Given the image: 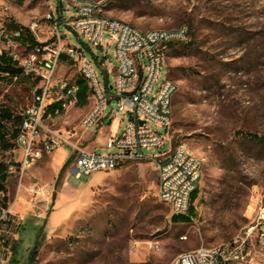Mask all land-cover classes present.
<instances>
[{
    "label": "rangeland",
    "instance_id": "1",
    "mask_svg": "<svg viewBox=\"0 0 264 264\" xmlns=\"http://www.w3.org/2000/svg\"><path fill=\"white\" fill-rule=\"evenodd\" d=\"M97 1L102 2L106 16L143 30L188 29L186 41L168 47L167 67L178 87L172 103L171 148L184 145L204 158L199 192L190 194L195 210L186 216L194 220L171 221L170 207L156 195L158 171L152 161L134 160L110 172L78 176L71 172L74 153L59 175L62 164L55 160L56 153L61 148L74 150L63 145L44 154L24 173L27 199L23 203L29 211L24 219L13 215L16 249L10 252L8 264H28L37 241L34 264H171L180 253L219 246L242 234L257 204L264 202V145L249 135L264 134V0ZM72 5L73 0H9L7 16L11 29L28 31L31 21H44L48 12H55L59 20L71 17ZM59 30L66 35L65 42L89 45L87 54L101 85L113 93L109 86L118 66L115 41L105 35L103 46L95 47L64 22ZM51 31L49 23L39 40L28 35L37 42H51ZM29 50L27 45L21 48L24 53ZM103 54L111 74L97 62ZM64 61L62 56L56 77L83 80L78 67ZM166 75L164 67L158 84ZM17 77L0 83V113L8 108L13 117L3 121V128L4 140L14 147L0 146V166L9 176H17V184L9 186L12 198L20 181L17 173H8V166H18L22 158L17 136L12 134L21 125V110L32 105L39 93L33 89L36 83L22 72ZM90 106L88 99L84 104L79 101L75 108L44 123L70 132L72 142L86 150L111 152L104 137L122 131L128 117L116 115L109 107L104 127L85 130L80 121ZM35 182L54 191L49 199L34 201L32 206L27 188ZM2 200L0 195V207ZM254 257L262 263L264 245L254 248Z\"/></svg>",
    "mask_w": 264,
    "mask_h": 264
},
{
    "label": "built area",
    "instance_id": "2",
    "mask_svg": "<svg viewBox=\"0 0 264 264\" xmlns=\"http://www.w3.org/2000/svg\"><path fill=\"white\" fill-rule=\"evenodd\" d=\"M8 1L0 0V57L15 63L24 76L36 83L35 93L39 91L33 104L20 112L22 122L16 144L22 158L18 166L9 164L8 173H17L22 181L28 168L44 154H50L63 145L72 146L76 153L71 172L78 176L110 172L134 160H150L158 171V199L170 207L172 215L187 216L190 194L198 186L204 158L184 145L171 148L172 103L178 87L169 76L167 59L170 44L186 41L188 29L181 26L143 30L124 20L106 16L100 1L73 0L71 17L62 16L59 20L55 12H48L44 21H31L28 31L24 28L13 30L7 16ZM63 22L92 46L102 47L105 35L115 41L118 66L112 71L114 81L109 86L113 93L106 92V87L101 85L87 54L89 45L65 42L66 35L59 30ZM49 23H52L53 40H44L26 53L22 52L23 45L28 44L21 39L30 34L39 40V33L49 28ZM63 55L78 67L88 87L87 99L91 106L80 121L82 129L104 127L109 107L116 110V115L128 117L122 131L110 133L106 138L105 146L113 151L98 153L86 150L72 142L70 132L64 133L44 123L62 116L80 101L78 81L55 75ZM106 56L97 57V62L111 74L107 69ZM164 67L167 75L158 84ZM3 79L15 81L18 77L0 71V83ZM152 150L156 153H151ZM27 190L32 196V206L34 201L49 199L54 191L49 185L37 182L29 185ZM249 219L244 232L229 242L180 253L171 264H263L254 260V248L264 244V202L257 204ZM16 236L15 218L9 208L0 207V264L9 263ZM154 249L158 251L159 245L156 244Z\"/></svg>",
    "mask_w": 264,
    "mask_h": 264
},
{
    "label": "trees",
    "instance_id": "3",
    "mask_svg": "<svg viewBox=\"0 0 264 264\" xmlns=\"http://www.w3.org/2000/svg\"><path fill=\"white\" fill-rule=\"evenodd\" d=\"M21 40L24 43H27L30 48L39 44V42H37L32 36H29V35L24 36ZM178 43H183V42H173L170 44V46H174L175 44H178ZM0 71L10 72L12 77H17V74L22 72V70L20 68H18L15 63H13L12 61H10L9 59H7L5 57H0ZM169 76L171 77L170 73H169ZM78 84H79V93H78L79 99H80V102H82V104H84L87 101L88 87H87L84 80H78ZM12 118H13L12 112L10 111V109L4 108L1 110V113H0V146L3 147L4 149H10V148L14 147L13 144H10L4 140V128H3V121L4 120H11ZM21 122H22V120H21ZM18 133H19V130L15 129L13 131L12 136L16 137L18 135ZM249 135H250L251 139L256 140V141L260 142L262 145H264V134L259 136L257 134L251 133ZM71 161H72V158H70L66 161V163L61 168L59 175H62V173L70 165ZM7 176H8V174L6 172L5 167L0 166V191L5 190L4 182L6 181ZM194 192L196 194H198L199 187H197L194 190ZM3 201H4V206H2V207L8 208L7 203H6L7 198L5 196L3 197ZM194 210H195L194 206L192 204H190L188 212H192ZM171 221L174 223H178V222L183 223V222H188V221L190 222V220L186 216H181V215H172ZM36 241H37V239H36ZM37 244H38V241L36 242V245L33 247L32 251L30 253V256L28 258V264H34L35 263L37 250H38ZM15 249H16V240H13L12 250H15ZM11 263L13 264V262H11Z\"/></svg>",
    "mask_w": 264,
    "mask_h": 264
},
{
    "label": "crops",
    "instance_id": "4",
    "mask_svg": "<svg viewBox=\"0 0 264 264\" xmlns=\"http://www.w3.org/2000/svg\"><path fill=\"white\" fill-rule=\"evenodd\" d=\"M63 57L65 60L64 61L65 64L69 63L67 60V57L64 55H63ZM88 111H89V109L87 110V112ZM85 130H89V129H85ZM61 131H63V130H61ZM63 132L66 133L65 130ZM108 136H109V134L104 138L106 139ZM97 146H95V147H97ZM88 147H89V144H88ZM95 147H93L92 149H94ZM59 150H61V152L56 153L55 160L57 162H59L60 164H62V167H63V165L66 163V161L68 159L74 157L75 152H74V150H71L70 152H67L65 150L66 151L65 152L64 150H62V148ZM92 151H95V150H92ZM41 159H39L37 162H39ZM74 160H75V158H74ZM33 173H34V177H39L38 173H36V172H33ZM15 180H17V176H9L8 175L6 181L4 182L5 190L0 191V195H2V197L5 196L7 198L6 203H7V207L9 208L11 214L15 215V216H19L21 219H24L25 216L27 215L28 211H29V207L23 203L27 199L26 193L23 191V188H22L23 186H25V183L23 182V179H22V181L19 179L20 187H19L18 191L16 192V195L14 196V198H12L11 190L9 189V186H10V184L13 185V183H14V185L17 184ZM3 203H4V201H3ZM261 262L264 264V257L261 259Z\"/></svg>",
    "mask_w": 264,
    "mask_h": 264
},
{
    "label": "bare ground",
    "instance_id": "5",
    "mask_svg": "<svg viewBox=\"0 0 264 264\" xmlns=\"http://www.w3.org/2000/svg\"><path fill=\"white\" fill-rule=\"evenodd\" d=\"M261 245H264V244H261ZM255 258V257H254ZM251 264H253V262H251Z\"/></svg>",
    "mask_w": 264,
    "mask_h": 264
},
{
    "label": "water",
    "instance_id": "6",
    "mask_svg": "<svg viewBox=\"0 0 264 264\" xmlns=\"http://www.w3.org/2000/svg\"><path fill=\"white\" fill-rule=\"evenodd\" d=\"M141 123H143V122H141Z\"/></svg>",
    "mask_w": 264,
    "mask_h": 264
}]
</instances>
